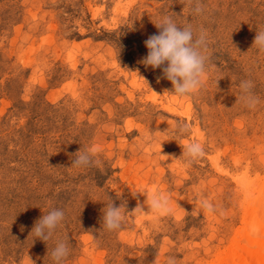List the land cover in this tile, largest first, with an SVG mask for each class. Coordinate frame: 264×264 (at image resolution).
<instances>
[{"label":"rangeland","instance_id":"374dc122","mask_svg":"<svg viewBox=\"0 0 264 264\" xmlns=\"http://www.w3.org/2000/svg\"><path fill=\"white\" fill-rule=\"evenodd\" d=\"M202 2L194 16L186 0H0V264H55L57 238L69 242L63 264H217L232 251L264 187V53L252 47L264 0ZM165 14L208 33L211 69L195 94L173 95L140 63ZM244 79L255 110L237 102ZM177 122L190 134H169ZM190 141L206 154L185 166ZM87 146L101 164L71 167ZM150 190L170 195L171 215L126 212L120 230L103 227L106 203L131 212ZM51 208L66 217L45 243L30 233Z\"/></svg>","mask_w":264,"mask_h":264},{"label":"clouds","instance_id":"9594fccd","mask_svg":"<svg viewBox=\"0 0 264 264\" xmlns=\"http://www.w3.org/2000/svg\"><path fill=\"white\" fill-rule=\"evenodd\" d=\"M186 7L188 12L194 16L203 15L205 12L202 0H186ZM154 25L158 29V33L150 35L144 41L148 51L140 63L145 68L151 67L154 70L160 68L163 77L169 80L173 86L170 92L173 95L184 97L197 93L203 87L211 69L207 31L203 27H195L190 23L183 27L179 26L167 14L163 15ZM252 47H255L260 53H264V28L256 30ZM136 73L146 81L144 77L139 75L138 71ZM254 87L255 84L251 79H244L239 82L240 94L237 102L249 110H255L261 104L260 97L253 91ZM167 131L173 136L183 137L190 134L191 125L185 122H177ZM144 141L149 144L155 143L154 131L150 129L146 131ZM99 151V148L95 146L80 148L75 153L71 167L81 169L99 166L101 164V160L98 159ZM205 154V148L201 142L190 141L182 146L185 166L192 165L196 160L203 158ZM143 196L146 197L144 205L146 202L147 212L144 211V205L139 203L131 212L127 211L125 202L121 203L120 206H115L113 201L106 203L102 209L101 222L103 227L109 232L120 230L125 223L126 212L136 215H145L151 212L156 217L173 213L174 209L169 194L160 190H150L145 191ZM199 208L208 213H215L218 210L217 206L203 194H200ZM65 217L66 213L63 209L51 208L34 223L30 234L34 236V239L47 243L53 238L55 230L62 226ZM21 230L23 231V227ZM251 230L253 234L258 231L256 227ZM69 255L68 239L57 238L50 252L51 259L55 264H63ZM165 264H178V260L175 256H168Z\"/></svg>","mask_w":264,"mask_h":264},{"label":"bare ground","instance_id":"6f19581e","mask_svg":"<svg viewBox=\"0 0 264 264\" xmlns=\"http://www.w3.org/2000/svg\"><path fill=\"white\" fill-rule=\"evenodd\" d=\"M257 198L245 214V229L239 232L234 248L217 264H264V187Z\"/></svg>","mask_w":264,"mask_h":264}]
</instances>
